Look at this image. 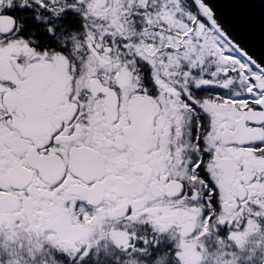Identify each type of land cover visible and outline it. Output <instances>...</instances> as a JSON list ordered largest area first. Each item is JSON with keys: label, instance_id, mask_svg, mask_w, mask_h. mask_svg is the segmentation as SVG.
Instances as JSON below:
<instances>
[{"label": "snow or ice", "instance_id": "obj_1", "mask_svg": "<svg viewBox=\"0 0 264 264\" xmlns=\"http://www.w3.org/2000/svg\"><path fill=\"white\" fill-rule=\"evenodd\" d=\"M0 264H264V0H0Z\"/></svg>", "mask_w": 264, "mask_h": 264}]
</instances>
